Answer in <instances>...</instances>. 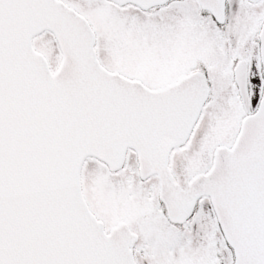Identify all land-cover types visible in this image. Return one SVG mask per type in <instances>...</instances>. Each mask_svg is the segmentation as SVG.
Listing matches in <instances>:
<instances>
[{
  "label": "snow or ice",
  "instance_id": "snow-or-ice-1",
  "mask_svg": "<svg viewBox=\"0 0 264 264\" xmlns=\"http://www.w3.org/2000/svg\"><path fill=\"white\" fill-rule=\"evenodd\" d=\"M0 264H264V0H0Z\"/></svg>",
  "mask_w": 264,
  "mask_h": 264
}]
</instances>
